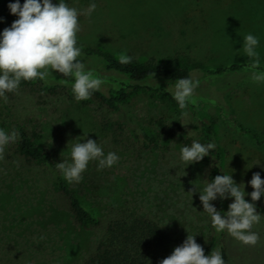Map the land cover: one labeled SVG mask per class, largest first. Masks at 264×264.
<instances>
[{
  "label": "rangeland",
  "instance_id": "rangeland-1",
  "mask_svg": "<svg viewBox=\"0 0 264 264\" xmlns=\"http://www.w3.org/2000/svg\"><path fill=\"white\" fill-rule=\"evenodd\" d=\"M65 3L78 11L76 39L82 50L114 58L126 52L137 62L169 60L187 68L199 81L183 110L187 115L181 116L182 110L164 94H171L174 83L160 78L147 80L143 85L150 90L133 92L116 111H108L92 97L74 100L72 77L52 70L47 83L34 79L29 87L6 93L8 102L0 103V128L23 127L40 149L53 153L54 164L67 157L72 140L81 136L97 140L105 153L115 152L116 164L97 170L96 162L90 161L79 183L62 178L104 225L111 214L128 211L183 239L194 234L202 248L214 239V249L224 250L228 264H264L263 215L251 229L259 237L256 244L242 245L226 232L217 233L202 211L198 192L188 194L193 186L199 190L213 167L216 175L231 174L234 182H244V199H249L247 181L252 173L259 172L264 179V145L248 134L264 129V82L249 79L253 61L240 50L244 34L256 36L257 70L264 71V0H95L90 15L85 14L89 0ZM0 13L2 18L11 16L8 11ZM79 59L101 79V91L131 84L104 70L97 54L81 52ZM231 64L239 68L206 72ZM105 114L123 126L128 149L101 130L99 120ZM201 123L212 127L220 158L205 156L185 166L178 159L179 148L193 139L201 142L194 128ZM156 133L160 135L156 146L141 150L143 135ZM14 143L5 147L0 159V264H83L104 226L78 225L51 170L16 157ZM262 199L252 203L264 209ZM230 202L227 198L210 203L223 214Z\"/></svg>",
  "mask_w": 264,
  "mask_h": 264
},
{
  "label": "clouds",
  "instance_id": "clouds-1",
  "mask_svg": "<svg viewBox=\"0 0 264 264\" xmlns=\"http://www.w3.org/2000/svg\"><path fill=\"white\" fill-rule=\"evenodd\" d=\"M6 8L8 13L16 18L9 26L0 30V103L8 102L6 93H14L22 80L38 79L47 83V77L53 78L52 70L63 77H72L70 88L76 101L88 99L99 89L101 79L93 74L92 69H86L79 59L81 47L77 45L76 39V33L79 31L76 8L68 6L65 0H23V3H20V0H11L6 4ZM95 8V0H89L85 14L90 15ZM0 22H3L2 17ZM258 44L256 36L246 33L242 37L240 48L243 55L253 61L249 79L254 83L264 82V71L257 70ZM131 59L126 52L118 54V62L121 64H127ZM198 85L199 81L190 76L174 80L171 95L177 107L182 110L181 116L187 115L183 110ZM18 139L19 132L15 128L8 131L0 128V159L3 158L5 147ZM215 147L214 142L201 143L193 139L190 144L180 146L178 159L185 166L199 162L202 157L209 156L210 150ZM118 160L115 152L105 153L97 140L81 136L72 140L67 157L55 163L54 167L65 182L72 184L80 182L81 174L90 161H95L97 170H100L113 166ZM202 182L199 190L193 186L188 194L191 196L192 192H198L202 211L207 213L214 230L217 233L226 232L242 245H255L259 237L251 229L262 217L255 211L252 202L264 197V179L260 173H252L247 181L251 188L247 193L250 202L244 199V182H234L231 174H218L210 181ZM227 198H230L231 202L223 214L210 203ZM261 203H264V199ZM157 264H225V261L219 247L210 249L209 253L204 255L202 247L194 240V234H187L182 243L174 247L171 253Z\"/></svg>",
  "mask_w": 264,
  "mask_h": 264
},
{
  "label": "trees",
  "instance_id": "trees-1",
  "mask_svg": "<svg viewBox=\"0 0 264 264\" xmlns=\"http://www.w3.org/2000/svg\"><path fill=\"white\" fill-rule=\"evenodd\" d=\"M7 3V0L0 1V12L3 10L8 11L6 8ZM15 18L14 15L4 17L3 22H0V30L9 26ZM81 52H84L88 56L97 54L101 59V66L104 70L122 75L131 83L125 88H108L106 91L98 89L91 94L90 97L98 101L108 111H116L133 92L150 90L151 87L143 85V83L151 78H160L174 83V80L177 78L191 77L190 71L187 68L176 66L169 60L156 63L153 59H148L145 62H137L131 59L129 63L121 64L118 62V58H114L98 50L81 49ZM238 68L239 64H231L228 67H217L206 72L209 74H219L227 70L235 71ZM30 85L31 81L22 80L19 87L25 88ZM164 94L171 102L176 104L170 93L164 92ZM99 125L102 131L110 134L114 144H123L122 146L127 149L131 146H128L129 141L126 138V141L122 139L123 126L119 122L112 120L105 114L100 118ZM159 126L162 127V124L160 123ZM194 128L198 131L201 143L212 142V127L210 125L201 123ZM16 130L19 132V139L14 143L15 156L26 162H34L51 170L56 186L60 194L65 197L67 207L77 224L84 228L104 226L93 251L88 255L83 264H157L159 260L168 256L174 247L182 243L184 240L182 236L173 235L151 219L128 211L111 214L104 225L98 216L85 209L79 200L71 194L64 180L54 167L53 153L49 150L40 149L23 127L17 126ZM168 130L171 131V134L175 133L172 127ZM248 134L257 144L264 145V129L259 134L252 131H249ZM159 138L160 135L157 133L150 136L143 135V138L139 141L141 150L149 149L151 146L155 147ZM186 143H189V141L187 140ZM209 157L214 160L220 158L215 149L210 150ZM217 172L218 169L213 167L208 174V180L210 181L216 176ZM245 200L249 201V199ZM254 205L255 209L264 216V209L255 203ZM215 246V240L211 239L208 245L202 248L203 254L207 255L210 249H214ZM220 252L225 264H228L224 250L221 249Z\"/></svg>",
  "mask_w": 264,
  "mask_h": 264
}]
</instances>
